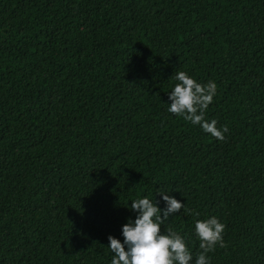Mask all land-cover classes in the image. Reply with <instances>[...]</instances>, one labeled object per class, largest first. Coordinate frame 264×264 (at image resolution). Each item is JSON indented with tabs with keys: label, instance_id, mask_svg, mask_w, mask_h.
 Returning a JSON list of instances; mask_svg holds the SVG:
<instances>
[{
	"label": "trees",
	"instance_id": "1",
	"mask_svg": "<svg viewBox=\"0 0 264 264\" xmlns=\"http://www.w3.org/2000/svg\"><path fill=\"white\" fill-rule=\"evenodd\" d=\"M179 70L223 141L167 111ZM158 188L194 254L216 215L211 264H264V0H0V264H109Z\"/></svg>",
	"mask_w": 264,
	"mask_h": 264
},
{
	"label": "clouds",
	"instance_id": "2",
	"mask_svg": "<svg viewBox=\"0 0 264 264\" xmlns=\"http://www.w3.org/2000/svg\"><path fill=\"white\" fill-rule=\"evenodd\" d=\"M172 78L176 82L168 92L167 111L223 141L228 126L217 127L216 119H206L207 109L217 94L216 81L201 82L185 70L176 71ZM170 192L158 188L155 193L159 200L154 194L138 195L130 200L126 207L135 213V218L128 217L121 225L123 241L108 235L109 264H211L208 253L217 245H223L225 224L216 215L196 219L193 231L200 251L194 254L184 235L171 227H162L186 204Z\"/></svg>",
	"mask_w": 264,
	"mask_h": 264
}]
</instances>
